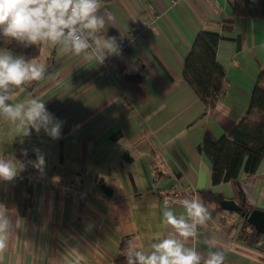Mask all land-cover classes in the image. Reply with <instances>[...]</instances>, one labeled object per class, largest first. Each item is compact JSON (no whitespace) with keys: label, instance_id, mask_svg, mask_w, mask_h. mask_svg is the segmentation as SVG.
<instances>
[{"label":"crops","instance_id":"obj_1","mask_svg":"<svg viewBox=\"0 0 264 264\" xmlns=\"http://www.w3.org/2000/svg\"><path fill=\"white\" fill-rule=\"evenodd\" d=\"M102 11L113 20L101 35L122 41V52L140 61L146 75L128 85L110 60L85 61L38 46L45 78L25 85L14 102L45 103L62 122L61 138L43 131L22 136L0 118V157L18 160L16 153L27 150V161H35L39 149L44 174L74 179L81 196L34 188L24 217L10 210L19 219L17 236L0 264H69L77 253L80 264H110L126 258L129 241L148 251L170 230L162 222L163 201L182 214L179 201L196 195L211 219L189 246L207 253L203 234L213 232L226 264H264L263 236L242 231L236 213H217L203 198L208 192L232 200L233 191L229 183L210 184L211 164L197 149L204 139L227 135L246 113L264 68V20L233 17L228 0H103ZM223 20L233 23L232 32H219L224 38L215 52L224 91L205 111L182 78V64L197 32L217 30ZM238 179L247 205L264 212V156L251 177L240 171ZM122 238L127 245L119 249Z\"/></svg>","mask_w":264,"mask_h":264},{"label":"clouds","instance_id":"obj_2","mask_svg":"<svg viewBox=\"0 0 264 264\" xmlns=\"http://www.w3.org/2000/svg\"><path fill=\"white\" fill-rule=\"evenodd\" d=\"M102 4L103 0H0V37L25 48L53 47L85 61L103 63L109 56H118L120 49L116 37L101 35L107 33V25L113 20L109 13L102 11ZM46 71L47 66L35 58L0 48V118L22 136L43 131L58 140L62 122L47 110L45 103L37 98L14 102L25 85L43 80ZM33 151L36 159L27 163L43 174L45 156L39 149ZM22 155L27 157V150ZM26 166L22 161L0 157V180L12 182ZM179 205L184 210L182 214H177L165 202L162 222L170 230L152 242L150 250L128 242L126 264H226L225 248L213 232L203 234L207 253L189 246L201 237V229L211 219L203 199L196 195L182 199ZM18 221H13V213L0 202V259L13 246ZM81 259L77 253L69 264H80Z\"/></svg>","mask_w":264,"mask_h":264},{"label":"trees","instance_id":"obj_3","mask_svg":"<svg viewBox=\"0 0 264 264\" xmlns=\"http://www.w3.org/2000/svg\"><path fill=\"white\" fill-rule=\"evenodd\" d=\"M230 8L233 17L264 20V0H231ZM232 30V21L223 20L218 24L217 30L198 31L183 59L182 78L202 103L205 111L223 94L224 71L215 61V52L218 42L224 38L219 32L226 33ZM0 48H8L14 54L28 58H35L38 55V46L25 48L16 42H6L2 37ZM109 58L128 85L140 84L144 79L146 69L140 61L131 62L123 52ZM197 149L211 164L210 184L229 183L233 191L232 201L242 213H249L252 209L244 199L238 176L241 171L245 178L251 177L264 156V68L257 76L244 116L227 135L220 137L216 142L204 139ZM16 156L27 165L23 170L25 174L35 171L27 164V157L20 153H16ZM34 190L27 179L19 180L16 177L12 182L0 180V202L5 203L9 210H15L20 217H24L32 209ZM202 196L208 204H214L217 213H223L219 208L222 197L208 192H203ZM240 219L242 231L250 230L251 227ZM245 235L246 233L242 236ZM257 236L261 237L259 234ZM126 245L127 240L120 239L119 249ZM110 264H126V258L114 259Z\"/></svg>","mask_w":264,"mask_h":264},{"label":"built area","instance_id":"obj_4","mask_svg":"<svg viewBox=\"0 0 264 264\" xmlns=\"http://www.w3.org/2000/svg\"><path fill=\"white\" fill-rule=\"evenodd\" d=\"M149 13V12H148ZM152 14L150 13L149 18H151ZM120 53L124 51V43L122 41L118 42ZM110 58L107 57L106 61H109ZM19 180L27 179L33 188H37L41 191H51L56 193L57 195H64L66 193H78L80 194V184L76 182L74 179L69 180H61L56 179L54 177H49L44 173L41 174L39 171H34L31 174H25L23 171L19 172L17 175ZM81 196V194H80ZM164 204L167 200L163 201Z\"/></svg>","mask_w":264,"mask_h":264},{"label":"water","instance_id":"obj_5","mask_svg":"<svg viewBox=\"0 0 264 264\" xmlns=\"http://www.w3.org/2000/svg\"><path fill=\"white\" fill-rule=\"evenodd\" d=\"M229 2L231 0H228ZM219 208L225 212L238 213L239 217L242 218L252 230L264 237V212L252 209L249 213H242L240 208L232 200H221L219 202Z\"/></svg>","mask_w":264,"mask_h":264}]
</instances>
